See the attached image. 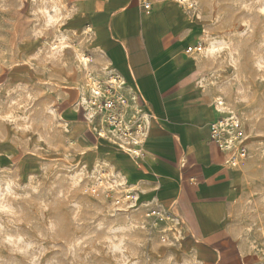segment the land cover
<instances>
[{
	"label": "rangeland",
	"instance_id": "1",
	"mask_svg": "<svg viewBox=\"0 0 264 264\" xmlns=\"http://www.w3.org/2000/svg\"><path fill=\"white\" fill-rule=\"evenodd\" d=\"M192 2L186 8L203 22L205 44L194 54L198 79L216 103L223 102V114L239 117L248 137L233 218L254 263L264 264V72L255 66L264 57V0ZM70 13L68 0H0V116L15 117L0 119V195L14 180L12 192L20 199L12 204L25 220L8 224L0 217L4 231L34 242L29 257L43 251L39 264H198L169 207L118 206L104 189L84 191L98 175L126 179L106 161H96L92 150L74 144L59 112L68 87L77 90L80 101L90 73L103 79L113 74L82 35L67 30ZM50 19L56 22L49 24ZM221 45L227 47L206 55ZM0 262L29 264L6 246H0Z\"/></svg>",
	"mask_w": 264,
	"mask_h": 264
},
{
	"label": "crops",
	"instance_id": "2",
	"mask_svg": "<svg viewBox=\"0 0 264 264\" xmlns=\"http://www.w3.org/2000/svg\"><path fill=\"white\" fill-rule=\"evenodd\" d=\"M151 2L146 10L141 0H68L66 19L67 30L87 40L149 114L144 155L101 143L77 90L66 89L59 112L74 144L120 173L138 204L178 215L183 245L198 264H255L233 218L244 172L228 165L229 153L211 138V123L223 113L198 79V58L187 52L201 40L203 22L177 0Z\"/></svg>",
	"mask_w": 264,
	"mask_h": 264
},
{
	"label": "built area",
	"instance_id": "3",
	"mask_svg": "<svg viewBox=\"0 0 264 264\" xmlns=\"http://www.w3.org/2000/svg\"><path fill=\"white\" fill-rule=\"evenodd\" d=\"M178 1L184 6L193 3L192 0ZM141 3L146 10L152 6L151 0H141ZM204 46V42L199 40L195 45L190 46L187 52L192 55L200 53ZM85 85L86 94L82 98V105L85 117L93 124L96 135L108 139L133 157H142L150 132V117L140 104L138 96L134 93L131 95L124 93L121 78L115 73L107 79L90 73ZM218 105L222 106V101ZM220 111L223 113L222 108ZM210 127L211 138L230 155L227 160L228 165L245 172V164L249 157L248 137L239 117L233 113L222 114L211 123ZM105 173L107 171L103 169L102 174ZM102 189L113 199L115 205L138 204L139 197L136 190L129 188L126 180L118 181L114 175L110 180L98 175L96 182L85 187L84 191L98 194Z\"/></svg>",
	"mask_w": 264,
	"mask_h": 264
},
{
	"label": "clouds",
	"instance_id": "4",
	"mask_svg": "<svg viewBox=\"0 0 264 264\" xmlns=\"http://www.w3.org/2000/svg\"><path fill=\"white\" fill-rule=\"evenodd\" d=\"M246 7V6H245ZM7 11V9H3ZM262 13H264V8L260 9ZM56 21L53 19L49 20V24H53ZM91 29H89L90 31ZM42 33L37 32L36 35L39 36ZM63 41H61V47H65ZM227 47V45H221L220 47H210L206 52L208 56H214L217 54L222 48ZM256 68L259 69L261 72H264V57H260L257 59ZM0 119L7 121V122H14L15 117L12 112H8L7 114L0 116ZM30 127V126H28ZM27 130V129H26ZM15 184V181H9L6 190L4 191L3 195H0V217L6 218L8 224H21L25 223L23 219V213L13 207L12 201L16 199H20V197L15 196L12 192V187ZM38 191V188H33V192ZM11 198V199H9ZM31 225L29 224V227ZM49 231L55 230L54 224H49ZM38 235H41L38 233ZM0 246H6L8 249L13 253H19L20 255L28 258L29 264H39L40 256L43 255V251L39 252L37 255L29 257L30 250L37 247V245L28 240V238L23 234H10L4 231V224L0 223ZM117 251L120 250L119 246L116 248ZM2 264V262H0ZM127 264V261H125Z\"/></svg>",
	"mask_w": 264,
	"mask_h": 264
},
{
	"label": "bare ground",
	"instance_id": "5",
	"mask_svg": "<svg viewBox=\"0 0 264 264\" xmlns=\"http://www.w3.org/2000/svg\"><path fill=\"white\" fill-rule=\"evenodd\" d=\"M85 59H87V57H84ZM223 103V102H222ZM92 127H94L93 125H92ZM101 138H103V137H101ZM103 139H105V138H103ZM105 140H108V139H105ZM109 141V140H108ZM109 142H111V141H109ZM112 143V142H111Z\"/></svg>",
	"mask_w": 264,
	"mask_h": 264
}]
</instances>
